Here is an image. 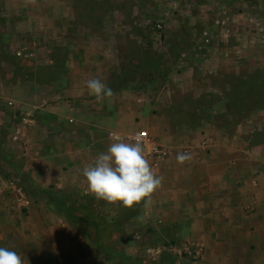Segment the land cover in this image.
Listing matches in <instances>:
<instances>
[{"label": "rangeland", "instance_id": "1", "mask_svg": "<svg viewBox=\"0 0 264 264\" xmlns=\"http://www.w3.org/2000/svg\"><path fill=\"white\" fill-rule=\"evenodd\" d=\"M59 74L105 78L121 95L123 110L138 108L136 127L125 133L146 129L157 140L141 125L153 113L160 125L180 126L224 124L228 116L229 133L248 142L251 161L264 160V0H0L3 84ZM8 90L1 86L0 95ZM13 112L18 120L19 108ZM20 189L11 188L18 195ZM69 201L62 196L73 217L95 222L98 262L191 264L200 256V247L167 243L173 234L165 242L134 226L137 217L107 220L90 203ZM4 225L0 220L7 235L0 247L23 258L28 244L19 251L21 241ZM135 228L139 236L133 237Z\"/></svg>", "mask_w": 264, "mask_h": 264}, {"label": "crops", "instance_id": "2", "mask_svg": "<svg viewBox=\"0 0 264 264\" xmlns=\"http://www.w3.org/2000/svg\"><path fill=\"white\" fill-rule=\"evenodd\" d=\"M79 79L59 74L11 85L0 80V87L11 88L0 95V220L21 241L19 251L23 244L34 248L26 245L24 263L104 264L92 248L95 222L73 217L61 204L66 196L69 202L90 203L107 220L137 217L134 226L163 235L165 242V235L173 234L175 242L167 243L174 246L200 247L191 264H264V160L251 161L248 142L229 133L228 116L224 124L213 120L182 126L160 125L154 113L146 118L141 125L147 124L170 153L153 168L163 177L162 186L147 207L143 201L132 208L109 204L87 193L81 169L106 151L112 142L109 132L136 127L138 108L123 110L116 91L98 102L86 80ZM15 108L19 119L30 112L31 120H16ZM181 152L190 153L191 161L177 163ZM10 168L14 175L7 173ZM14 184L22 194L11 190ZM2 235L7 238L0 230Z\"/></svg>", "mask_w": 264, "mask_h": 264}, {"label": "clouds", "instance_id": "3", "mask_svg": "<svg viewBox=\"0 0 264 264\" xmlns=\"http://www.w3.org/2000/svg\"><path fill=\"white\" fill-rule=\"evenodd\" d=\"M84 84L98 102L114 95L113 90L99 78L88 79ZM111 139L106 151L98 153L91 163L81 169L87 193L109 204L119 202L126 208H132L142 201L145 207L149 206L152 194L162 186L163 177L151 167L142 139L136 136L132 142H126L115 133ZM191 159L190 153L176 155L179 164ZM0 264H24V261L16 251L0 247Z\"/></svg>", "mask_w": 264, "mask_h": 264}, {"label": "built area", "instance_id": "4", "mask_svg": "<svg viewBox=\"0 0 264 264\" xmlns=\"http://www.w3.org/2000/svg\"><path fill=\"white\" fill-rule=\"evenodd\" d=\"M21 123L31 120V113L24 112L19 119ZM118 134L126 142H132V138L139 136L143 141L145 155L149 160L152 168H158L169 156V150L160 144L146 129H139L131 133L109 132L110 139L112 134Z\"/></svg>", "mask_w": 264, "mask_h": 264}]
</instances>
